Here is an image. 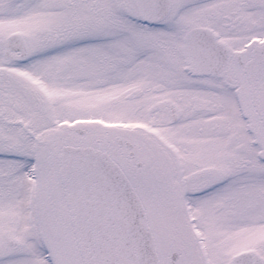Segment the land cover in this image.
Segmentation results:
<instances>
[{"label":"snow or ice","instance_id":"snow-or-ice-1","mask_svg":"<svg viewBox=\"0 0 264 264\" xmlns=\"http://www.w3.org/2000/svg\"><path fill=\"white\" fill-rule=\"evenodd\" d=\"M0 264H264V0H0Z\"/></svg>","mask_w":264,"mask_h":264}]
</instances>
